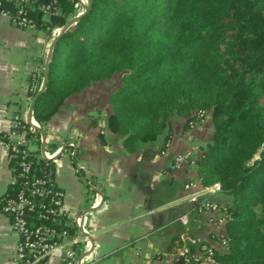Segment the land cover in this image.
I'll return each instance as SVG.
<instances>
[{
  "label": "trees",
  "instance_id": "16d2710c",
  "mask_svg": "<svg viewBox=\"0 0 264 264\" xmlns=\"http://www.w3.org/2000/svg\"><path fill=\"white\" fill-rule=\"evenodd\" d=\"M77 3L61 0L63 14L48 19L35 13V28L65 27ZM118 73L126 76L110 98L109 127L129 152L178 117L189 128L198 111L211 116L213 138L196 164L203 186L219 184L229 200L221 249L210 247L218 264H264V0H91L53 49L33 112L40 129L70 97ZM181 246L174 240L169 251Z\"/></svg>",
  "mask_w": 264,
  "mask_h": 264
},
{
  "label": "crops",
  "instance_id": "0c3cea01",
  "mask_svg": "<svg viewBox=\"0 0 264 264\" xmlns=\"http://www.w3.org/2000/svg\"><path fill=\"white\" fill-rule=\"evenodd\" d=\"M58 32L20 29L0 18V201L14 177L5 135L16 115H29L30 95ZM121 75L70 97L43 129L45 151L57 155L54 172L66 193L64 209L82 216L91 234L92 249L84 252L83 247L80 258L86 257L85 264H182L178 254L185 245L221 249L226 231L217 223L218 215L197 213L188 199L198 194L228 204L222 191L207 195L196 164L213 138L211 116L195 128L178 117L171 131L154 142H138L129 152L126 136L109 127V102L123 86L126 75ZM29 82L35 89L27 92ZM35 137L33 148L42 154L43 137ZM179 154L187 155V161L174 172L171 165ZM189 183L190 191L185 188ZM177 239L182 248L169 251ZM16 245L11 219L0 210V264H17ZM57 262L52 258L46 264Z\"/></svg>",
  "mask_w": 264,
  "mask_h": 264
},
{
  "label": "built area",
  "instance_id": "2783aa9c",
  "mask_svg": "<svg viewBox=\"0 0 264 264\" xmlns=\"http://www.w3.org/2000/svg\"><path fill=\"white\" fill-rule=\"evenodd\" d=\"M60 1L38 4V0H0V18L20 29L35 28V13L44 17L63 14ZM78 4L84 5L82 0H78ZM207 117L206 111H198L189 122V128L200 126ZM38 129L40 125L34 116L29 119L26 114L25 118H16L11 131L5 135L8 140L4 144L9 151L14 177L11 188L0 201V210L11 219L17 239L14 259L17 264H46L52 258H58L57 264H85L86 257L80 258L81 249L84 247V252L92 249L91 234L84 228L82 216L73 217L64 209L66 193L58 185L54 172L53 161L57 155L46 151L43 155L39 149H31ZM186 161L187 155H177L171 170L182 169ZM192 186L189 183L185 188L190 191ZM218 191H221L219 184L206 188L207 195ZM188 199L197 213L218 215L217 223L226 224V209L218 202L198 194H191ZM181 220L186 223L185 217ZM222 245H227V241ZM178 256L182 264H218L216 250L210 246L193 250L185 245Z\"/></svg>",
  "mask_w": 264,
  "mask_h": 264
},
{
  "label": "water",
  "instance_id": "95a60500",
  "mask_svg": "<svg viewBox=\"0 0 264 264\" xmlns=\"http://www.w3.org/2000/svg\"><path fill=\"white\" fill-rule=\"evenodd\" d=\"M84 9H85V12L88 11V7L83 5ZM85 14V13H84ZM80 15L74 19H72L65 27L64 29L62 30V33L57 36V38L53 41L52 45H51V48H50V52H49V57H48V60H47V63H46V66H45V77H44V82H43V85H42V88L40 89V91L38 92L37 96L32 100V103H31V106H30V112H29V119L32 118V115H33V112H34V106H35V103H36V100L38 99V97L44 92V90L46 89V86H47V82H48V69H49V63H50V60H51V57H52V53H53V49L57 43V41L61 38V36L70 28L72 27L77 21H79L81 19V17L84 15ZM43 137V143H42V153L43 155H45V139H46V136H45V132L41 129H38ZM67 147H65L62 151V153L65 151ZM61 153V154H62ZM88 212H91V211H88Z\"/></svg>",
  "mask_w": 264,
  "mask_h": 264
},
{
  "label": "rangeland",
  "instance_id": "374dc122",
  "mask_svg": "<svg viewBox=\"0 0 264 264\" xmlns=\"http://www.w3.org/2000/svg\"><path fill=\"white\" fill-rule=\"evenodd\" d=\"M79 1H80V0H79ZM82 1H83L84 5L87 6V7H88V5L91 3V0H82ZM76 7H78V16H80V15H82V14L85 13V9H84L83 5H79V4L77 3V4H76ZM79 13H80V14H79ZM78 16H76V17H78ZM76 17H75V18H76ZM45 19H48V17H45ZM72 19H74V18H70V19H69V22H70ZM57 29L59 30L57 36H59V35L62 33V30L64 29V27H58ZM55 39H56V38H55ZM123 75H124V74H123ZM123 75H121V76H123ZM29 87H30V88H29ZM32 87H33V86H31V83L29 82L28 85H27V89H28L27 92H29L30 89H32ZM36 90H37V88L35 89V91H36ZM35 91H34V92H35ZM34 92H33V93H34ZM32 97H33V96L30 95V99H32ZM18 117H23V116H21V115H16V116L14 117V120H15L16 118H18ZM209 117H210V116H209ZM23 118H25V116H24ZM14 120H13V122H14ZM12 126H13V123H12ZM31 149H34V148L31 147ZM46 152H47V151H46ZM52 152H53V150L50 151L49 153H50V154H53ZM49 153H48V154H49Z\"/></svg>",
  "mask_w": 264,
  "mask_h": 264
}]
</instances>
